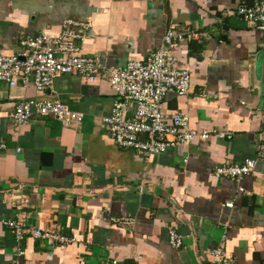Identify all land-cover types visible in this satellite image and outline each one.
<instances>
[{"label":"crops","instance_id":"obj_1","mask_svg":"<svg viewBox=\"0 0 264 264\" xmlns=\"http://www.w3.org/2000/svg\"><path fill=\"white\" fill-rule=\"evenodd\" d=\"M252 1L0 0L5 53L19 50L23 34L57 36L68 17L89 23L82 51L105 68L145 60L170 27L195 33L170 46L189 69L191 89L167 94L163 113L185 114L191 129L209 132L146 157L118 146L102 126L115 99L106 70L94 82L64 73L45 94L0 80L5 110L20 98L56 97L83 113L70 126L36 114L19 128L7 118L1 124L0 264H210L220 244L236 264H264V31L233 15ZM247 158L255 168L239 183L213 173ZM111 215L132 217L133 225ZM16 216L75 241L17 242L2 222ZM170 229L180 247L169 243Z\"/></svg>","mask_w":264,"mask_h":264},{"label":"built area","instance_id":"obj_2","mask_svg":"<svg viewBox=\"0 0 264 264\" xmlns=\"http://www.w3.org/2000/svg\"><path fill=\"white\" fill-rule=\"evenodd\" d=\"M233 15L248 26L264 31V0L242 4ZM88 30L87 21L68 17L63 20L61 31L55 37L46 32L20 35L17 52L0 51V80L9 87L33 86L38 94H45L52 89L55 79L64 73H76L86 81L94 82L102 70H106L115 99L110 113L103 117L102 126L118 146L149 157L187 145L195 139L208 138V131H196L188 126L187 115L176 114L168 119L163 113V101L167 94L185 95L191 89L189 69L177 64L170 46L186 36L196 38L195 33L184 35V32L170 27L164 33L161 44L145 60L130 59L124 66L105 68L97 58L82 51L81 43L88 36ZM34 114L51 115L64 126L80 123L83 119L82 112L70 109L59 98H20L10 110H5L0 104V127L7 118L15 128H19L28 123ZM260 126L264 131V117ZM213 132L221 137L226 135L223 131ZM6 148L7 144L0 134V152ZM254 168L255 159L247 158L241 164L216 166L213 173L239 183ZM239 191H243L242 187ZM225 204L231 206L232 202L226 201ZM109 220L123 227H131L134 222L129 216L111 215ZM2 222L11 229L17 242L27 236L49 243L68 244L75 241L73 236L57 229L25 223L20 216L6 218ZM169 243L174 247L182 245V237L174 229L169 230ZM212 256L214 259L210 264H236L235 259L227 255L223 244L212 251ZM101 264L114 263L104 261Z\"/></svg>","mask_w":264,"mask_h":264},{"label":"water","instance_id":"obj_3","mask_svg":"<svg viewBox=\"0 0 264 264\" xmlns=\"http://www.w3.org/2000/svg\"><path fill=\"white\" fill-rule=\"evenodd\" d=\"M255 60H256V61H258V57H257V58H255ZM255 66H256V65H255Z\"/></svg>","mask_w":264,"mask_h":264}]
</instances>
